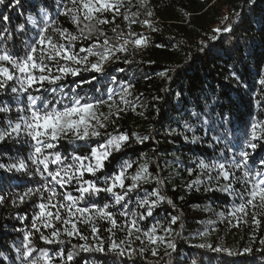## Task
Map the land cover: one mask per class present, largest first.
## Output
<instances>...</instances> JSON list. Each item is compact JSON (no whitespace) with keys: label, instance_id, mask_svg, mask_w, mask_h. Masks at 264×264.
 <instances>
[{"label":"trees","instance_id":"trees-1","mask_svg":"<svg viewBox=\"0 0 264 264\" xmlns=\"http://www.w3.org/2000/svg\"><path fill=\"white\" fill-rule=\"evenodd\" d=\"M44 10L56 16L55 0H21L19 8L0 6V14L9 16V21H0V27L15 29L20 23H26L29 16L39 21L38 12L42 15ZM149 11L151 16L146 14ZM120 12L136 22L130 24L123 15L113 21L112 13H105L109 23L100 27L110 43L119 46L128 41L127 51L116 53L105 64V74L85 71L80 77L70 78L66 87L91 99L104 96L106 88L115 89L119 94L123 87L130 86L128 105L116 95L111 109L104 105L98 111L101 121L108 125V133L130 137L122 151L106 163L105 171L113 173L121 164L132 163L126 185L142 164L147 165L152 176L159 177L162 181L159 185L151 180L130 193L128 207L133 212H143L144 209H137V200L144 197L145 191L151 192L158 186L166 200L153 208V215L145 216L139 223L143 230L156 225L157 235L163 236L165 241L171 240L176 248L169 249L166 242L151 245L141 233L128 236L123 229H114L113 236L107 231L111 225L99 221L97 226L106 249L115 239L122 248L136 252L123 256L108 251L81 252L69 264H193V261L195 264H264V211L249 207L246 215H230L240 200L220 191L215 180L209 184L207 173L189 171L199 160L224 162L221 153L231 156L235 150L238 155L242 148L249 152V168H258L259 162L264 160V140L254 141L255 149L245 143L250 139L249 121L261 112L255 101L260 91L258 74L264 75V0H255L254 4H249L248 0H125ZM133 13L139 14L133 17ZM146 19L151 21L152 27L144 23ZM58 24L77 34L75 26L65 17L60 16ZM27 27L30 29L27 35L15 33L17 49L22 47V40L34 34L31 29L35 26L27 23ZM224 27H230L231 31H214ZM130 32L147 37V43L134 45L135 37ZM85 46H88L87 41L76 44L77 49ZM89 59L94 62L96 57ZM166 69L173 71L162 77L160 73ZM233 71L242 74L241 83L231 77ZM93 76L98 79L92 80ZM73 80L92 82L81 83L76 88ZM118 109L123 110L117 115ZM186 123L191 130L185 129ZM193 134L200 139L194 142ZM137 135L149 136V139L140 143L135 138ZM186 135L189 139H185ZM94 146L91 141L71 143L64 139L57 150L62 155H83ZM28 147L12 140L0 144V162H15L14 158L25 157ZM54 168L55 165H50V170ZM215 174L211 173L213 177ZM236 174L242 175L239 171ZM41 179L0 169V194L8 196L26 187H36V181ZM197 179L202 183L188 187ZM219 183L227 182L220 180ZM233 186L241 188L235 181ZM33 199L39 203L38 198ZM104 200L102 196L97 203ZM253 211L260 221L258 224H253ZM33 213L31 200L18 205H13L11 198L0 202V253H3L0 264H26V258L16 249L23 251L22 245L28 243L27 231L35 233L31 228ZM170 217L179 219L171 225L173 231L166 234L163 229L169 226ZM122 219L117 213V220ZM53 223L61 229V240L65 242L47 244L36 234L31 237L34 248L44 249L56 257L58 249L66 254L71 251V245L84 243L78 236L66 237L64 225ZM77 226L89 237V243H96L89 225L78 223ZM39 227L45 235H50L51 229ZM203 232L207 234L199 235ZM199 244L227 249L233 254L197 247ZM152 247L157 248L158 255L152 254ZM245 248L251 251L244 253ZM39 255V252L34 253V256ZM55 264H60L59 258Z\"/></svg>","mask_w":264,"mask_h":264},{"label":"snow or ice","instance_id":"snow-or-ice-1","mask_svg":"<svg viewBox=\"0 0 264 264\" xmlns=\"http://www.w3.org/2000/svg\"><path fill=\"white\" fill-rule=\"evenodd\" d=\"M248 3L254 4L255 0H248ZM20 5L21 0H0V6L5 8H19ZM124 6L125 0H55L56 16L44 10L42 15L38 12L39 21L29 16L26 23H20L15 29L10 30L7 26L0 27V144L12 140L29 146L25 157L18 156L14 158L15 162H0V169L33 178L37 176L42 178L36 181L38 185L36 187H26L23 191L9 193L8 196L0 194V202L11 198L13 205L22 204L26 200H31L33 203L31 228L35 229V233L27 231L25 239L28 243L22 245L23 251L21 248L16 249L26 258V264H55L57 258L60 264H69L81 252L105 253L108 251L121 256L136 252L135 249L122 248L115 239L109 242L106 249L97 226L99 221H105L111 225L107 231L113 236L114 229H123L128 236H132L134 232L141 233L151 245L166 242L169 249L176 248L171 240L165 241L163 236L157 235L156 225L143 230L139 223L145 216L153 215V208L166 200L158 186L151 192L145 191L144 197L137 200L136 207L138 210L144 209L143 212H133L128 207L130 193L137 191L142 184H147L151 180H156L159 185L162 183L159 177L152 176L147 165L142 164L131 176V183L126 185V180L129 178L128 169L133 167L132 163L121 164L113 173L105 171L106 163L114 154L122 151L130 137L123 133L117 135L108 133V125L101 121L98 111L104 105H108L111 109L116 103L114 100L116 95H119V101L128 105L127 96L131 95L130 86L123 87L119 94L115 92V89L106 88L104 96H94L91 99L81 95L74 88L66 87V82L70 78L80 77L85 71L105 74V64L116 53L127 51L128 41L116 46L110 43L108 36L100 27L109 23L104 16L105 13H112L113 21L118 15H123L125 20H130L128 15L120 12ZM138 14L132 15L135 17ZM146 14L152 15L150 11ZM60 16L65 17L75 26L77 34L58 24ZM102 16L104 18H101ZM0 21H9V16L0 14ZM135 22V19L130 20V24ZM27 23L35 26L31 29L34 34L22 40V47L17 49L15 33L27 35L30 31ZM144 23L152 27L151 21L146 19ZM112 31L116 32V29ZM214 31L229 32L231 28H217ZM129 34L135 37L132 41L134 45L141 46L147 43V37L133 32ZM215 38L214 36L213 39ZM78 41H87L88 46L77 49ZM93 56L96 57L94 62L89 59ZM169 71L173 70L166 69L160 75L168 76ZM230 75L238 84L242 82V74L238 75L236 71H233ZM258 75L260 91L255 104L261 108V112L258 117H253L248 123L250 139H247L245 143L250 149L257 147L254 141L264 140V119L260 118L264 117V75ZM97 79L96 76L92 78V80ZM91 82L73 80L72 83L79 88L81 83L90 84ZM113 83L116 81L113 80ZM121 110L123 109H118L116 114L118 115ZM185 129L191 130V126L186 123ZM135 138L143 143L144 140L149 139V136L137 135ZM64 139L71 143L91 141L95 143V146L90 147L87 154L62 155L57 150V146ZM185 139L189 137L186 135ZM191 139L195 142L200 137L193 134ZM221 155L224 162L199 160L189 171L207 173L209 184L215 180L220 191L230 193L240 200V203L233 207L230 215L234 217L238 214L246 215L249 207L264 211V160L259 162L258 168H249L250 155L243 148L238 155L235 150L231 156L223 153ZM229 164L231 167L227 166ZM50 165H55V168L50 170ZM237 171L242 175H237ZM212 172L216 173L214 177L211 175ZM220 180L227 183L220 184ZM234 181L241 188L234 187ZM199 183L202 181L193 180L188 187ZM69 186L72 187L71 191L68 190ZM102 196L105 200L97 203ZM34 197L39 199V203L33 199ZM168 203L171 204L172 201L168 200ZM117 213L124 219L118 221ZM178 219V217H170L169 226L163 231L166 234L171 233L173 231L171 225L176 224ZM53 221L64 225L63 233L66 237L78 236L84 243L71 245V251L66 254L58 249L56 257L44 249L34 248L31 237L36 234L47 244L59 245L65 242L61 240V229L56 227ZM259 222L256 211H253V224ZM78 223L89 225L91 236L96 240L95 244L88 242L89 237L80 231ZM39 225L51 229L50 235H45ZM237 226H239V220H237ZM206 234V232L199 233L201 236ZM139 238L137 236V239ZM196 246L233 254L230 250L213 248L212 245ZM140 251L143 252L144 248L142 247ZM250 251V248L243 250L244 253ZM36 252L40 255L34 256ZM151 252L154 256L158 255L156 247H152ZM0 256H3V253H0Z\"/></svg>","mask_w":264,"mask_h":264}]
</instances>
